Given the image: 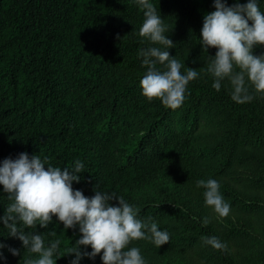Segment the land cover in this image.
<instances>
[{
	"label": "trees",
	"instance_id": "trees-1",
	"mask_svg": "<svg viewBox=\"0 0 264 264\" xmlns=\"http://www.w3.org/2000/svg\"><path fill=\"white\" fill-rule=\"evenodd\" d=\"M149 2L174 47L139 35L145 17L137 0H0V166L25 152L46 161L45 168L70 173L80 161L74 190L89 198L115 192L138 210V219L169 233L159 248L142 239L125 249L139 248L145 264H264V92L245 77L253 99L241 104L227 78L219 91L213 88L216 78L207 68L218 49L202 48L201 29L214 0ZM237 2L248 0H226ZM257 3L264 13V0ZM149 47L168 50L182 74L198 73L175 110L142 94L147 67L138 52ZM261 54L264 45L254 46L253 55ZM209 179L219 182L230 204L227 217L208 206L206 189L197 187ZM152 187L160 192L150 193ZM13 202L0 185V264L39 258L4 226ZM24 230L41 234L46 247L61 241L56 264L75 259L65 249L81 238L78 225L65 229L53 216L46 229ZM213 236L227 251L201 239ZM102 255L79 264H103Z\"/></svg>",
	"mask_w": 264,
	"mask_h": 264
},
{
	"label": "clouds",
	"instance_id": "clouds-1",
	"mask_svg": "<svg viewBox=\"0 0 264 264\" xmlns=\"http://www.w3.org/2000/svg\"><path fill=\"white\" fill-rule=\"evenodd\" d=\"M137 3L145 17L139 35L166 49L174 47L173 41L165 35L168 28L156 7L149 0H137ZM214 7L215 11L204 17L201 29L202 48L218 49L207 68L216 78L212 86L219 91L220 81L227 78L233 88L232 99L241 104L250 102L253 96L249 94L245 77L257 92H264V54L253 55L254 46L264 45V13L257 0H248L246 4L237 2L232 6H228L226 0H214ZM138 55L143 57L142 63L147 67L140 80L142 94L149 101L156 98L168 108H179L184 102L188 83L198 76L197 71L190 68L182 74L181 63L168 50L157 47L141 49ZM157 63L164 65L165 70L158 69ZM237 67L239 72L235 71ZM45 165L46 161L38 155L29 158L25 152L15 160L4 159L0 166V185L14 201L2 217L4 226L9 235L22 241L24 248L39 254L37 259H25L24 264H56L54 256L61 241L54 240L46 247L41 234L24 230L35 229L37 224L46 229L53 216L65 229L79 226L81 238L73 247L65 249V255H75L71 264H79L85 256L94 259L101 252L103 264H145L139 248L125 250L132 241L150 239L158 248L170 241L167 231L158 230L155 222H142L137 218L138 210L115 192L96 191L89 198L81 190H74L73 181L79 182L84 167L80 161L75 163L71 173L68 168L62 171L51 165L45 168ZM197 187L206 189V204L220 217L229 215L230 204L220 194L217 180H199ZM112 200H117L118 206L110 204ZM204 223H209L208 218ZM51 235L55 236V231ZM201 239L216 250L227 251V244L215 236ZM80 246H90L92 250L81 251ZM3 247L5 245L0 244V248ZM9 251L14 256L20 254L17 249L9 248ZM0 258H3L2 252Z\"/></svg>",
	"mask_w": 264,
	"mask_h": 264
},
{
	"label": "rangeland",
	"instance_id": "rangeland-1",
	"mask_svg": "<svg viewBox=\"0 0 264 264\" xmlns=\"http://www.w3.org/2000/svg\"><path fill=\"white\" fill-rule=\"evenodd\" d=\"M158 192H160V190L158 188H155V187L151 188V192L150 193H152L154 195H157ZM149 198L153 199L151 195H149Z\"/></svg>",
	"mask_w": 264,
	"mask_h": 264
}]
</instances>
